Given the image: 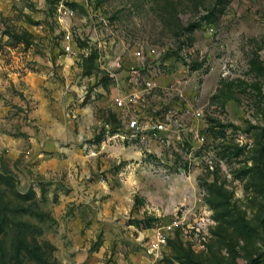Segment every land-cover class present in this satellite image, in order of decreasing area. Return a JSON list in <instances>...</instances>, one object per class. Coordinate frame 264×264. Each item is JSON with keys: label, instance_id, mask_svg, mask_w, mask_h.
Masks as SVG:
<instances>
[{"label": "rangeland", "instance_id": "374dc122", "mask_svg": "<svg viewBox=\"0 0 264 264\" xmlns=\"http://www.w3.org/2000/svg\"><path fill=\"white\" fill-rule=\"evenodd\" d=\"M132 64L136 110L202 112L169 145L126 136ZM0 174L57 264H264V0H0Z\"/></svg>", "mask_w": 264, "mask_h": 264}, {"label": "built area", "instance_id": "2783aa9c", "mask_svg": "<svg viewBox=\"0 0 264 264\" xmlns=\"http://www.w3.org/2000/svg\"><path fill=\"white\" fill-rule=\"evenodd\" d=\"M144 48L145 52L143 51ZM158 53L159 52L156 46H140L132 51L133 62L136 61L138 64L150 62V60H155L157 58ZM116 64L120 67L119 60ZM156 70L158 69L155 67L151 69V71ZM120 75H122V73H119V76H111H114L118 83H120V79L123 80L127 77V85L128 83L132 85H136L138 83L143 84L142 90L132 92L121 90V92L117 93L116 96H113L114 105L123 112H126L127 118L124 125L125 132L126 136L131 140L137 142L153 140L162 145H169L172 142L173 137H180V132L182 134L185 133V126L182 121L184 117H188L190 115L194 118H200L202 116L200 108L195 106V99L186 101L185 107L182 110L179 109L178 112L172 108H168L160 118H155L151 115L147 116L140 110H136V105L144 92L159 88V83L155 78L143 77L138 71L136 65L133 64L130 66L128 72H126V75H122L123 78ZM174 86L177 87L175 83L170 84V86L163 91L170 93V91L176 90V94L180 98H183L181 89H179V87L175 88ZM200 139L203 140L204 138L201 137ZM177 226H179V221L177 219H172L164 224L155 233L154 238L150 243V251L153 249H160V247L166 243L167 235Z\"/></svg>", "mask_w": 264, "mask_h": 264}, {"label": "trees", "instance_id": "16d2710c", "mask_svg": "<svg viewBox=\"0 0 264 264\" xmlns=\"http://www.w3.org/2000/svg\"><path fill=\"white\" fill-rule=\"evenodd\" d=\"M8 184L0 174V185L4 186L0 188V264H57L51 255L52 246L38 242L33 226L22 218L32 213V204H25V195L7 191ZM10 195H15L16 202Z\"/></svg>", "mask_w": 264, "mask_h": 264}, {"label": "crops", "instance_id": "0c3cea01", "mask_svg": "<svg viewBox=\"0 0 264 264\" xmlns=\"http://www.w3.org/2000/svg\"><path fill=\"white\" fill-rule=\"evenodd\" d=\"M121 77H122V75H120ZM120 77V78H121ZM123 78V77H122ZM120 83H119V85H120V87H121V90H125V91H129V92H132V91H135V90H132V89H127V88H124V79L122 80V79H120V81H119ZM121 90L119 91V92H121ZM118 92V93H119Z\"/></svg>", "mask_w": 264, "mask_h": 264}]
</instances>
